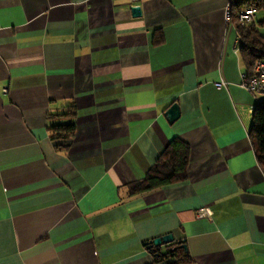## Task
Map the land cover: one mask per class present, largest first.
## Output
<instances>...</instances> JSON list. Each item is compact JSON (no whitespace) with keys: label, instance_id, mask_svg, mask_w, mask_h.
Instances as JSON below:
<instances>
[{"label":"crops","instance_id":"1","mask_svg":"<svg viewBox=\"0 0 264 264\" xmlns=\"http://www.w3.org/2000/svg\"><path fill=\"white\" fill-rule=\"evenodd\" d=\"M228 4L0 0V264H173L145 244L167 233L194 264H264V96L241 85ZM176 137L188 177L130 195Z\"/></svg>","mask_w":264,"mask_h":264},{"label":"trees","instance_id":"2","mask_svg":"<svg viewBox=\"0 0 264 264\" xmlns=\"http://www.w3.org/2000/svg\"><path fill=\"white\" fill-rule=\"evenodd\" d=\"M248 6L264 7V0H230V18L233 17V20H237L240 10ZM237 29L241 40L240 54L247 69L246 73L252 76L256 61L264 59V36L256 24L248 26L237 24ZM50 128L54 138L67 139L68 136L74 134L76 124L74 122L60 123L54 124ZM249 135L258 162L264 171V100L256 104L253 109V123ZM189 161L190 145L179 137L174 138L149 169L146 177L129 185L130 195L185 180L188 177ZM170 248L174 249L170 250ZM150 250L154 256V263L174 257L173 264H194L188 251L181 248L178 242L172 244L165 252L161 248H150Z\"/></svg>","mask_w":264,"mask_h":264},{"label":"built area","instance_id":"3","mask_svg":"<svg viewBox=\"0 0 264 264\" xmlns=\"http://www.w3.org/2000/svg\"><path fill=\"white\" fill-rule=\"evenodd\" d=\"M230 0L228 4L227 20L230 21ZM257 8L255 6L244 7L238 13V22L242 26H248L257 23ZM218 86H226L227 83L219 81L216 83ZM241 85L248 91L264 96V59L257 60L254 66V74L249 76L247 73L242 74ZM254 109V108H253ZM205 211L199 213L204 216Z\"/></svg>","mask_w":264,"mask_h":264},{"label":"water","instance_id":"4","mask_svg":"<svg viewBox=\"0 0 264 264\" xmlns=\"http://www.w3.org/2000/svg\"><path fill=\"white\" fill-rule=\"evenodd\" d=\"M132 12L134 16H140L142 14V8L139 5L132 6ZM180 106L178 103H173L166 111L168 120L174 123L180 117ZM175 242V237L173 233H167L162 236L155 237L154 239L145 242L148 248H161L163 245L173 244ZM179 246L185 250H188L187 245L182 241H177ZM177 248V247H175ZM174 248H170L173 250Z\"/></svg>","mask_w":264,"mask_h":264}]
</instances>
